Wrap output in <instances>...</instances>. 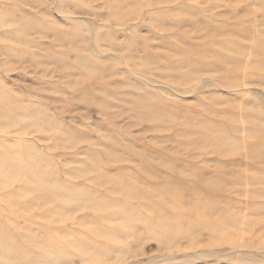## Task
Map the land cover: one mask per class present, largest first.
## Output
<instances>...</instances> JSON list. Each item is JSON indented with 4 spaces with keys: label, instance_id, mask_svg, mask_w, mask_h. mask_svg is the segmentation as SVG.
Instances as JSON below:
<instances>
[{
    "label": "rangeland",
    "instance_id": "1",
    "mask_svg": "<svg viewBox=\"0 0 264 264\" xmlns=\"http://www.w3.org/2000/svg\"><path fill=\"white\" fill-rule=\"evenodd\" d=\"M82 1L89 14L63 0H0L45 29L0 23L4 230L20 248L98 243L113 264H264V0H141L124 24L104 23L109 0ZM69 32L77 38L60 47L55 34ZM173 49L199 68L193 79ZM139 97L151 106L139 110ZM254 108L263 118L245 119ZM34 167L50 171L57 198ZM57 258L85 264L68 247Z\"/></svg>",
    "mask_w": 264,
    "mask_h": 264
},
{
    "label": "bare ground",
    "instance_id": "2",
    "mask_svg": "<svg viewBox=\"0 0 264 264\" xmlns=\"http://www.w3.org/2000/svg\"><path fill=\"white\" fill-rule=\"evenodd\" d=\"M63 2H69L71 7L73 6L72 8L77 13L81 12L85 15L89 14L84 9L86 4L82 0H63ZM107 4H108V13H107L108 17L106 18V20H104V23L119 22L120 24H124L125 22H127L128 19L131 18V16L136 15L138 13V10L144 5V3L141 0H133L130 4H128V0H109V2ZM65 12H67V8H66ZM19 13L18 12L16 13L15 11L6 12L4 9L0 8V23L3 25H10L12 22H15V25L20 23V24H22V27L19 29V31L24 35H27V33H29L32 29H35L37 31H41L42 33L45 32V29L43 27L44 18L33 19V18H30V16H28V14H26V13H23L21 16ZM180 22H184V21H180ZM180 22H178V24ZM211 33L212 34L217 33L220 35L230 34V33L224 32L223 27H216L212 30ZM101 34H102V32H100V31L97 32L98 41L106 42L108 44V46H110L113 49H118V48L124 47L123 44H117L114 41V37L111 36L110 38L104 39L101 36ZM232 37H234V36H232ZM55 38H56V41L58 42L59 46L65 48V45H68L70 40L74 41L77 38V33L76 32H74V33L69 32L68 34L56 33ZM7 39H9V38H7ZM31 43H33V41H31ZM236 46H238L237 48L241 51L247 49L246 47H243L241 45H236ZM258 46H259V49H262V51H260V53L264 57V44H261ZM82 47L83 46L74 47L73 50H75L76 52H79L78 50H81ZM66 48H68V47H66ZM173 50L176 52V54L178 56H180V54H178V53H182L183 55H185V58L182 55L180 56L181 59L178 60L177 68H184L185 66H188L189 68L192 69V70H188L187 72L183 73V77L185 79L190 80L193 77L192 75L199 73V68L195 67V64H193L192 62L187 61L188 55L184 54L183 51L175 50V49H173ZM67 51H65L64 55H67V53H68ZM144 53L145 54L141 58V62H140L141 65H144V63L142 61L147 60V64H148L151 60V56L149 55V52L146 51ZM81 63H82V61H81ZM86 66H88V65H86ZM227 67H229V66H227ZM89 69L91 70L90 67H89ZM150 100L146 99L145 97L137 98L136 104H137L139 110L140 109L143 110V109H146L149 106H151ZM160 105H159V107L161 108ZM5 106H7L6 103H5ZM5 106H3V108H5ZM260 117L263 118L261 113L256 108H254L251 110V113L246 115L245 119L251 120V119H255V118L258 119ZM34 168H36V167H34ZM49 174H50V171L48 169H42V168L37 167L36 169L33 170V175L34 176L38 175L36 177L41 178V181H38V188L47 191L49 197L57 198L59 196V194H58L59 191H57L59 184L56 182L49 181V178L46 177V175H49ZM11 182L12 181L10 180V177L7 174H5V171H0V183H2V185H0V189H5L6 187L9 186V184ZM114 182L116 184V187H118V188L121 186H124L123 183L119 180H115ZM65 188H67V187H65ZM127 196L128 197H136L137 194L135 193L134 190H129ZM70 198H72L70 200L73 202H82V203L85 202L88 198L91 201L93 199L91 196H88L87 194H84V193L73 194V196ZM130 199H132V198H130ZM90 205H92V207H95L96 209H100V210L105 206V204H102V203L100 204L98 202H93ZM123 217L124 218L122 219V222H121L122 225L127 224V223L132 224V220L130 221L132 214H131V211L129 209H127V211L123 214ZM138 220L141 221L142 218L139 217ZM211 233L214 234L213 232H211ZM221 234L223 236V232ZM224 234H226V231L224 232ZM116 235H117L116 231H113L111 233V235H109V237L116 236ZM72 240H73V243H28V244H30L29 246H26L24 248H20V247H18V245L16 243H14L12 236H10L9 233H7V231L4 230V224L2 223V221L0 219V260L1 261H15L17 264H51V262L54 261L59 254H63V252L66 250V247H68L72 250H75V252L79 253V255L82 256V258L85 260V264H113L112 263L113 261H111V259L107 258L109 252H107L106 249H104V247H102L101 245H97L98 243L97 244L86 243V242H84L85 240H81L79 238H74Z\"/></svg>",
    "mask_w": 264,
    "mask_h": 264
}]
</instances>
